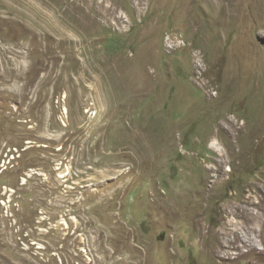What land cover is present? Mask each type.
<instances>
[{
    "label": "rangeland",
    "instance_id": "obj_1",
    "mask_svg": "<svg viewBox=\"0 0 264 264\" xmlns=\"http://www.w3.org/2000/svg\"><path fill=\"white\" fill-rule=\"evenodd\" d=\"M0 264H264V0H0Z\"/></svg>",
    "mask_w": 264,
    "mask_h": 264
},
{
    "label": "water",
    "instance_id": "obj_2",
    "mask_svg": "<svg viewBox=\"0 0 264 264\" xmlns=\"http://www.w3.org/2000/svg\"><path fill=\"white\" fill-rule=\"evenodd\" d=\"M161 239H162V237H161Z\"/></svg>",
    "mask_w": 264,
    "mask_h": 264
}]
</instances>
